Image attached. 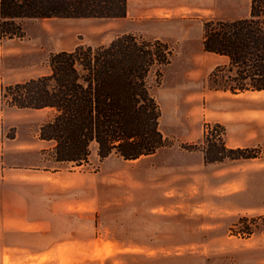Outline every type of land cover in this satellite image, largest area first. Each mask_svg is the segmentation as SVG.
I'll list each match as a JSON object with an SVG mask.
<instances>
[{
	"label": "rangeland",
	"instance_id": "rangeland-1",
	"mask_svg": "<svg viewBox=\"0 0 264 264\" xmlns=\"http://www.w3.org/2000/svg\"><path fill=\"white\" fill-rule=\"evenodd\" d=\"M248 11L249 0H127L123 18H23L20 37L0 35V264H264V233L234 232L264 214V90L214 81L228 60L202 47L206 20ZM124 33L167 49L148 77L166 144L133 161H99L92 145L87 162L52 163L39 139L51 110L8 108L4 87L46 73L53 52ZM207 133L254 157L206 161Z\"/></svg>",
	"mask_w": 264,
	"mask_h": 264
},
{
	"label": "trees",
	"instance_id": "trees-1",
	"mask_svg": "<svg viewBox=\"0 0 264 264\" xmlns=\"http://www.w3.org/2000/svg\"><path fill=\"white\" fill-rule=\"evenodd\" d=\"M126 12L127 0H0V35L20 37L16 20L23 18L110 20ZM202 47L228 60L227 74L223 67L217 69L214 81L233 93L264 90V0H249L245 16L206 20ZM166 50L159 40L146 41L133 33L104 45L59 50L49 54L46 73L5 86L1 99L8 108L51 110L39 127V139L52 144V163L87 162L92 145L99 161L112 154L133 161L166 144L148 81L151 69L168 63ZM243 153L226 148L219 134H205L206 161L254 157ZM234 227L245 237L264 233V214L241 216Z\"/></svg>",
	"mask_w": 264,
	"mask_h": 264
},
{
	"label": "crops",
	"instance_id": "crops-1",
	"mask_svg": "<svg viewBox=\"0 0 264 264\" xmlns=\"http://www.w3.org/2000/svg\"><path fill=\"white\" fill-rule=\"evenodd\" d=\"M37 110H42V109H37Z\"/></svg>",
	"mask_w": 264,
	"mask_h": 264
}]
</instances>
